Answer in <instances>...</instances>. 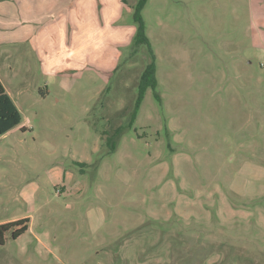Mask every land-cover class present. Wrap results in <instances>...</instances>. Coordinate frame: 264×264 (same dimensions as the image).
Instances as JSON below:
<instances>
[{"label":"rangeland","instance_id":"rangeland-1","mask_svg":"<svg viewBox=\"0 0 264 264\" xmlns=\"http://www.w3.org/2000/svg\"><path fill=\"white\" fill-rule=\"evenodd\" d=\"M4 1L22 122L0 137V224L29 227L0 264H264V0H147L148 42L140 0L80 3L54 64L26 58Z\"/></svg>","mask_w":264,"mask_h":264},{"label":"crops","instance_id":"crops-1","mask_svg":"<svg viewBox=\"0 0 264 264\" xmlns=\"http://www.w3.org/2000/svg\"><path fill=\"white\" fill-rule=\"evenodd\" d=\"M85 1L86 2L83 0H6L3 3V8L7 13L8 10L10 13H15L14 6L17 7V4H20L19 7L23 9L22 15L18 16L12 14L11 17L9 16L10 20H6L2 25L6 28L9 25L14 26V28L16 27L19 36L16 37L17 40H14L22 44L28 60H30V55H36L41 58L44 64L46 61H51L52 64H54L60 59L59 57L64 54L71 56L77 53V50L74 52L71 47L69 53H64V46L67 45V43L63 44L62 41L63 32L65 30L64 19H70L71 23L75 22L74 26L76 28L80 3L86 4L89 1L93 8L95 2V0ZM86 6L88 8L87 4ZM5 17L8 18L7 16ZM47 18H51L49 27H47ZM72 30L73 25L67 28V31L71 32ZM1 41L0 39V46L3 44ZM8 55L6 49L0 47V57L5 60L9 58ZM0 79L3 83L1 76ZM5 88L12 97L11 92L6 86Z\"/></svg>","mask_w":264,"mask_h":264},{"label":"trees","instance_id":"trees-1","mask_svg":"<svg viewBox=\"0 0 264 264\" xmlns=\"http://www.w3.org/2000/svg\"><path fill=\"white\" fill-rule=\"evenodd\" d=\"M147 0H140V2L137 4L135 13H134V19L135 22L138 25L137 33L135 35V39L137 42H148V38L146 36V26L145 22L142 16V9L144 8ZM156 65L155 61H152V63L148 66L147 70L145 71L142 82H141V92L137 99L136 109L134 113L132 114L131 123L134 122L138 109L140 107V104L142 102V98L144 95V91L148 85H152L153 88L157 87V79H156ZM158 97L160 95L156 93ZM22 122V113L19 110L18 106L12 99V97L7 92L4 84L2 83L0 79V137L7 133L8 131L20 126ZM122 128H117L115 131L116 135H120ZM106 131L104 132V135H107ZM109 136V135H108ZM110 137V136H109ZM107 138L108 144L111 145V150H116V140H111L110 138ZM29 219L28 218H22L15 221L5 222L0 224V246L5 244L6 241V235L8 231L12 230V235L14 238H17L22 233H24L29 225Z\"/></svg>","mask_w":264,"mask_h":264}]
</instances>
